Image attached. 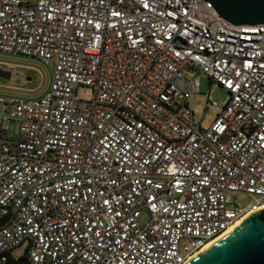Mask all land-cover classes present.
<instances>
[{"label":"built area","instance_id":"1","mask_svg":"<svg viewBox=\"0 0 264 264\" xmlns=\"http://www.w3.org/2000/svg\"><path fill=\"white\" fill-rule=\"evenodd\" d=\"M0 52L53 67L41 98L0 95V264H185L264 210V24L205 0H0ZM202 75L228 95L207 130Z\"/></svg>","mask_w":264,"mask_h":264},{"label":"rangeland","instance_id":"2","mask_svg":"<svg viewBox=\"0 0 264 264\" xmlns=\"http://www.w3.org/2000/svg\"><path fill=\"white\" fill-rule=\"evenodd\" d=\"M0 61L8 63L7 66L3 67L0 73V95L34 100L41 98L49 91L53 76L52 66H46L36 59L1 52ZM200 84V94H197L194 99L195 115L198 118L205 116L202 125L203 128L207 130L215 119L212 110H206L208 94L210 93L212 99L218 104L226 103L228 95L227 92L221 88L211 90L210 82L206 75L201 76ZM78 92L83 100H90L92 97V91L89 88H80ZM18 132V122H10L9 133L16 135ZM234 201L238 206L248 208L256 201V197L247 194H236L234 195ZM146 219V216H144L142 221ZM23 254L24 249L18 248L12 255L15 259H18Z\"/></svg>","mask_w":264,"mask_h":264},{"label":"water","instance_id":"3","mask_svg":"<svg viewBox=\"0 0 264 264\" xmlns=\"http://www.w3.org/2000/svg\"><path fill=\"white\" fill-rule=\"evenodd\" d=\"M205 1L234 26L264 24V0ZM191 264H264V210L252 214Z\"/></svg>","mask_w":264,"mask_h":264},{"label":"bare ground","instance_id":"4","mask_svg":"<svg viewBox=\"0 0 264 264\" xmlns=\"http://www.w3.org/2000/svg\"><path fill=\"white\" fill-rule=\"evenodd\" d=\"M252 214L246 216L244 219H242L238 224H236L233 228L225 232L220 237L211 240L207 245H205L199 252H197L191 259L186 262L185 264H191L193 261H195L197 258H199L201 255H203L207 250H209L211 247L216 245L219 241H221L223 238H225L227 235H229L232 231L237 229L240 225H242Z\"/></svg>","mask_w":264,"mask_h":264},{"label":"trees","instance_id":"5","mask_svg":"<svg viewBox=\"0 0 264 264\" xmlns=\"http://www.w3.org/2000/svg\"><path fill=\"white\" fill-rule=\"evenodd\" d=\"M11 264H21V260L18 261V262H14V261H12Z\"/></svg>","mask_w":264,"mask_h":264}]
</instances>
